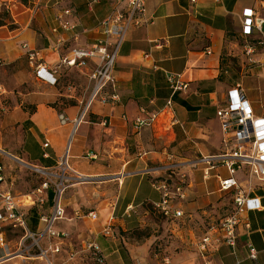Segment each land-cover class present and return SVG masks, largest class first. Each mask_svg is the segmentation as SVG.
Segmentation results:
<instances>
[{
    "label": "crops",
    "instance_id": "crops-1",
    "mask_svg": "<svg viewBox=\"0 0 264 264\" xmlns=\"http://www.w3.org/2000/svg\"><path fill=\"white\" fill-rule=\"evenodd\" d=\"M29 2L34 9L18 18L17 27L0 28V156L3 165L20 161L55 172L67 159L70 183L65 184L60 200L65 217L54 227L68 232L70 242L96 241L103 261L94 264H264V187L254 192L262 208L243 214L234 246L220 237L213 246L208 244L206 254L200 244L208 232L196 237L191 222H186L192 217L189 210L199 216L209 211L204 203L221 192L218 174L227 176L224 167H219L205 179V165L198 167L201 163L194 161L232 148L231 143H224L216 115L218 107L228 102L229 90L240 84L255 115L264 116L243 87L264 98V78L251 76L253 83H248V76L225 69L222 62L228 32L243 35V11L254 8L264 17L261 0H148L150 22L129 31L117 59L119 101H94L82 117L91 91L88 68L61 65L58 82L51 85L36 76L27 50H37L41 58L37 63L54 69L72 49L87 47L104 36L100 23L113 13L116 0ZM66 9L71 13L65 14ZM61 21L73 28H64ZM89 64L92 67L93 61ZM72 75L74 81L69 79ZM179 83L187 87L176 89ZM168 101L177 119L173 127L170 116H160L152 125L135 126L138 117L160 111ZM59 114L69 122L62 125ZM178 173H186L189 183L181 206L185 223L173 226L174 240L169 245L160 243L156 250L152 238L144 239L138 231L147 225L149 206L156 210L154 204L161 200L154 180H176ZM245 178L243 171L238 173L239 180ZM1 188H9L8 182ZM129 206L134 209L127 216ZM53 210L54 205L39 219L31 216L36 228L32 232L44 230L41 217ZM194 244L196 248L190 246ZM77 262L90 264L85 259Z\"/></svg>",
    "mask_w": 264,
    "mask_h": 264
},
{
    "label": "built area",
    "instance_id": "built-area-1",
    "mask_svg": "<svg viewBox=\"0 0 264 264\" xmlns=\"http://www.w3.org/2000/svg\"><path fill=\"white\" fill-rule=\"evenodd\" d=\"M199 0H191L196 3ZM148 0H116V6L112 14L103 19L100 23L104 36L92 44L84 48H74L70 55L65 56L61 60V64L54 69H48L42 62L37 63L41 58L39 52L34 49L27 50V57L31 64H35L36 76L51 84L56 85L58 78V69L61 65L77 67L81 70L88 68V78L91 82V91L89 98L82 110L81 117L84 116L94 101H100L103 104H111L119 101L120 96L117 92V79L115 75V66L121 50V47L127 37L129 31L136 26L148 24L150 22L147 17ZM261 6H264V0H261ZM65 14H70V9L64 10ZM264 17L259 15L254 8H246L243 11V35L250 36L255 30H262ZM60 25L64 28H73L68 21H61ZM56 31V30H55ZM27 47V45H25ZM251 51V50H250ZM93 66L90 67V62ZM170 82L174 80L172 75L168 76ZM179 82V81H178ZM177 83V82H176ZM187 84H176V89L186 88ZM0 87V92H1ZM229 100L226 104L218 107L216 115L219 118L222 130L224 132V143L232 144L231 149L216 155L202 156L199 160L194 161L202 163L204 167V178L208 179L213 170L224 167L227 176L223 177L218 174L221 191L234 192V212L232 216L226 219L222 224L224 239L231 245H235L236 227L242 221L243 214L260 210L262 202L259 196L254 194L257 187H264V116H256L253 112L244 90L240 84L231 88L228 92ZM160 116H170L169 125L173 127L177 123V119L172 116L171 101L158 112L149 114L148 117H138L135 126L140 128L145 125H152ZM60 123L66 124L69 118L64 114H59ZM49 145L47 141L45 147ZM47 156V154H45ZM62 174H59L60 182L56 184L54 196V210L50 215L42 216L41 220L45 223L44 230L40 232L28 231L27 236L31 238L46 237L58 238V242L50 241L46 248H41V255L48 257L50 253H59L60 245L63 240L70 238L69 233L57 230L54 226L56 222L65 217V209L61 204V196L65 189V182L69 179L66 176L69 165L67 159L62 163ZM173 166H166L167 169ZM35 169L51 174L46 171L47 168L35 167ZM243 171L245 179L239 180L238 173ZM186 173L176 174L175 179L160 178L152 183L156 190L161 194V200L156 202L155 208L164 216L180 219L184 217L182 209L183 201L188 197L187 190L189 183L187 182ZM257 180L258 183H254ZM7 183L3 173V167L0 165V187ZM49 189L48 182H44L37 192L46 194ZM42 198H39L42 201ZM133 207L129 206L126 215L130 216ZM89 216L96 218L94 212H90ZM7 222L13 223L14 226L20 225L26 228L25 214L20 208V202L12 193L10 188L0 190V246L5 243L3 230ZM222 237V238H223ZM220 237L215 239L219 242ZM210 241L209 236L202 239V248H206ZM82 251H86L92 255L97 263H102L103 256L100 245L94 240H84ZM77 255L76 252L70 250L69 259H73ZM254 256V254H253ZM50 264H54L50 261Z\"/></svg>",
    "mask_w": 264,
    "mask_h": 264
},
{
    "label": "rangeland",
    "instance_id": "rangeland-1",
    "mask_svg": "<svg viewBox=\"0 0 264 264\" xmlns=\"http://www.w3.org/2000/svg\"><path fill=\"white\" fill-rule=\"evenodd\" d=\"M33 9L34 5L29 2V0H0V23L2 24L0 28L3 26L9 29L17 27L19 25V22H17L18 18L24 13H30ZM260 11L261 14L264 15V6ZM262 30L264 32V27ZM226 45L222 61L225 69L242 72L244 75L248 76V83L251 84L253 83V81H250L251 76L252 78H264V35L260 30H257L252 36H243L232 30L227 34ZM249 47L251 53L248 52ZM69 79L70 81L75 80L73 75ZM240 80L242 81V79ZM243 87L256 111L259 113L263 112L264 98L259 96L258 93L249 86H244L243 84ZM51 105L55 107L57 102ZM197 160H199V158ZM4 163L5 161L0 156V164L3 165ZM201 165L202 163L199 164L198 167ZM3 166L5 168L8 186L20 202V208L25 214V219L28 217V227L24 228L20 225L14 226L13 223L7 222L3 230L5 243L0 246V264H50V261L54 264H78L77 261L79 259L88 260L90 264L91 262L92 264L95 262L97 263L90 253L82 251L83 242L81 243V241L76 243L73 241L70 242V238L68 240L64 239L63 243L60 245L61 250L59 253H50L48 257H45L41 255L40 247L46 248L50 241L56 243L59 239L54 237L40 239L39 237L31 238L27 236L29 230H36V228L33 227L34 220L31 216H35L39 219L43 212L53 207L54 201L51 202L46 198L50 192L55 196L56 184L60 182V177L58 175L63 172L62 167L56 172L46 170L51 174H45L35 169V167L20 161H10V163ZM189 167L190 166H187L186 168L189 170ZM222 171L225 174L227 173L224 168ZM196 173L201 176V171L197 170ZM46 181L49 184V189L46 191V194L41 195L36 190ZM68 183L70 182H65V184ZM2 189L3 188L0 190ZM41 197L45 198L43 202L39 200ZM204 204L208 207L209 211L199 216L189 210L192 217H188L186 222H191L196 237L203 236L208 232L205 236L210 237L209 243L213 246L217 242L212 240L211 234H214L213 237H215V239H217V237H223L226 231L223 230L222 224L226 219L232 216L234 212V192L221 191L219 197ZM30 207H32V209L28 212ZM148 209L150 216L147 225L138 232L144 239L152 238V246L154 249L159 250L160 243L166 241L168 245L171 244V241L175 238V233L172 231L173 226H184L185 218L174 219L166 217L158 209L155 210L153 206H149ZM209 232L211 233L209 234ZM162 234L166 235L161 239L160 235ZM76 244L79 245L77 246ZM208 244L204 249L200 244L201 250L205 251L206 254L208 253ZM190 246H195L196 248L195 244ZM71 248L77 253L73 259H69ZM195 248H192V250L196 251Z\"/></svg>",
    "mask_w": 264,
    "mask_h": 264
},
{
    "label": "trees",
    "instance_id": "trees-1",
    "mask_svg": "<svg viewBox=\"0 0 264 264\" xmlns=\"http://www.w3.org/2000/svg\"><path fill=\"white\" fill-rule=\"evenodd\" d=\"M0 25H2V24L0 23ZM52 198H53V193L50 192V193H49V199L52 200Z\"/></svg>",
    "mask_w": 264,
    "mask_h": 264
},
{
    "label": "bare ground",
    "instance_id": "bare-ground-1",
    "mask_svg": "<svg viewBox=\"0 0 264 264\" xmlns=\"http://www.w3.org/2000/svg\"><path fill=\"white\" fill-rule=\"evenodd\" d=\"M6 254H7V253H6ZM5 256H6V255H5ZM5 256H4V257H5ZM8 256H9V255H8ZM13 256H15V255H13ZM11 257H12V256H11ZM9 258H10V257H9Z\"/></svg>",
    "mask_w": 264,
    "mask_h": 264
}]
</instances>
